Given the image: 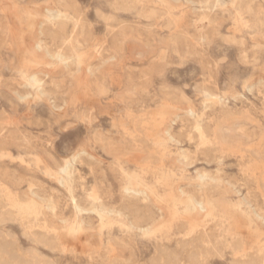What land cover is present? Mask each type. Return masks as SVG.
<instances>
[{"label":"rangeland","instance_id":"rangeland-1","mask_svg":"<svg viewBox=\"0 0 264 264\" xmlns=\"http://www.w3.org/2000/svg\"><path fill=\"white\" fill-rule=\"evenodd\" d=\"M0 238V264L264 256V0H0Z\"/></svg>","mask_w":264,"mask_h":264},{"label":"bare ground","instance_id":"bare-ground-1","mask_svg":"<svg viewBox=\"0 0 264 264\" xmlns=\"http://www.w3.org/2000/svg\"><path fill=\"white\" fill-rule=\"evenodd\" d=\"M193 1V0H192ZM46 10H47V12L50 14H54V13H58V12H60L58 9H56L55 7H47L46 8ZM150 13V12H149ZM107 17V16H106ZM49 18V17H48ZM53 32H54V30H53ZM64 39V38H63ZM48 41V40H47ZM64 42V41H63ZM142 42V41H141ZM65 43V42H64ZM35 45L38 47V49H40V50H42V52L45 54V55H48V56H50V57H52V56H54V54L55 53H53L52 51H50L48 48H43L42 47V45H41V43H40V41L39 40H36L35 41V43H34V48H36L35 47ZM59 50V49H58ZM63 50V49H62ZM56 54H57V56L58 57H60L61 59H63V60H68L69 58H73L74 56H70V55H66L63 51H58V52H56ZM89 67V66H88ZM88 69V68H87ZM90 69V68H89ZM91 70H93V69H91ZM90 71V70H89ZM94 73V72H93ZM41 78V77H40ZM33 82H35V84L36 83H40V81L38 80V79H36L35 77H33ZM42 82V81H41ZM46 83V82H45ZM39 90H40V94H42V95H45L46 93H45V91H44V89L42 88V85H40V87H39ZM101 90V89H100ZM105 90V89H104ZM104 90H101V91H103L104 92ZM49 92V91H48ZM51 92V91H50ZM102 92V93H103ZM52 94V93H51ZM21 96V98H23V96H24V94H22V95H20ZM56 103V102H55ZM57 106V105H56ZM56 106H54V108H56ZM51 107V109H52V106H50ZM221 126V125H220ZM229 134V133H228ZM171 136V135H170ZM171 138H173L174 140H176V138H174V136H171ZM102 141V140H101ZM97 142H99V141H97ZM184 149V148H183ZM83 152H85V150H83ZM79 155H80V153H76L75 154V160H77V159H79ZM78 161V160H77ZM70 167H71V163L70 162H68L67 163V166H65V167H61L60 168V170H61V172H64V173H67V174H71L69 171H70ZM59 170V171H60ZM200 176H201V178H204V177H207V176H209L208 175V173H205V172H203V173H201L200 174ZM235 187V186H234ZM142 192V191H141ZM144 192V191H143ZM183 192V191H182ZM236 193L237 192H240V191H235ZM32 193H36V192H34V191H32ZM184 193V192H183ZM38 195V194H37ZM34 200V199H33ZM42 200V202H44L45 200H43V199H41ZM241 201L242 202H244V203H248V198L245 196V197H242L241 198ZM37 204V201L36 200H34L32 203H31V206L34 208L35 207V205ZM196 204H198V205H201V203L198 201V200H196ZM38 206V205H37ZM76 207L77 208H79V206H78V204L76 203ZM202 207V206H201ZM252 212L253 213H256L258 216H262V214L256 209V208H254V209H252ZM4 218H6V217H3V219ZM1 220H2V218H1ZM82 224V223H81ZM82 226V225H81ZM139 229L142 231V233L143 232H147V231H149V230H152L153 229V227L152 226H147V227H139ZM2 232V231H1ZM193 232H194V230H191V231H189V233H188V235H192L193 234ZM4 236V235H3ZM3 239H4V237H2ZM8 239V238H7ZM16 239V238H15ZM51 240V239H50ZM8 241V240H7ZM9 243H7V242H5L4 240H2L1 238H0V255H7L8 254V252H11L14 248L10 245V241H8ZM12 242V241H11ZM259 242H264V240L262 241V240H260ZM54 243V242H53ZM16 243H14V245H15ZM19 245V244H18ZM16 247H17V244H16ZM263 248H264V244L262 243V244H259V251L261 252V250H263ZM19 250H20V248H19ZM14 251V250H13ZM238 251H244L243 253L244 254H247L248 253V248H244L243 246H241V245H239L238 246ZM22 252H26V251H22ZM21 252V253H22ZM19 253V252H18ZM18 253L16 254V255H18ZM11 254H12V252H11ZM29 254V253H28ZM15 255V257H17ZM23 256V255H22ZM26 256V255H25ZM24 256V257H25ZM29 257H30V255H28ZM2 257V256H1ZM5 258V257H4ZM4 258H1V259H4ZM10 258H12L11 256H10ZM9 258V259H10ZM194 258V257H193ZM27 259V258H26ZM6 260V259H5ZM29 260V259H28ZM11 261V260H10ZM18 261V259L16 260V262ZM20 261H23V263H24V260H20ZM31 261V260H30ZM30 261H27V262H30ZM13 262V261H12ZM26 262V263H27ZM11 263V262H10ZM5 264V263H4ZM7 264H9V261H7ZM12 264H15V263H12ZM21 264V263H20ZM248 264H264V256H262L260 253L258 254L257 253V256H252V258H251V260H250V262L248 263Z\"/></svg>","mask_w":264,"mask_h":264}]
</instances>
